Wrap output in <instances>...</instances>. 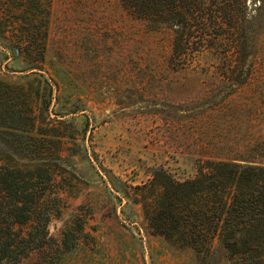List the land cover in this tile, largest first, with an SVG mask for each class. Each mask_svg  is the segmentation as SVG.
<instances>
[{
  "label": "rangeland",
  "instance_id": "1",
  "mask_svg": "<svg viewBox=\"0 0 264 264\" xmlns=\"http://www.w3.org/2000/svg\"><path fill=\"white\" fill-rule=\"evenodd\" d=\"M256 30L248 79L233 84L216 54L171 68L172 31L116 0H54L45 67L59 87L47 117L79 144L65 147L76 168L50 232L61 242L82 216L92 236L67 264H201L153 233L137 186L157 167L191 176L198 158L264 165V21ZM9 54L0 46V74L16 80L25 63Z\"/></svg>",
  "mask_w": 264,
  "mask_h": 264
},
{
  "label": "trees",
  "instance_id": "2",
  "mask_svg": "<svg viewBox=\"0 0 264 264\" xmlns=\"http://www.w3.org/2000/svg\"><path fill=\"white\" fill-rule=\"evenodd\" d=\"M116 1L132 18L172 31L171 68L216 54L233 84L247 81L264 0ZM53 2L0 0V46L25 63L19 79L0 74V264H67L92 237L82 216L81 228L64 231L61 242L50 232L76 168L65 147L79 144L47 117L59 87L45 67ZM137 188L153 233L192 250L201 264H264V165L198 158L191 176L157 167Z\"/></svg>",
  "mask_w": 264,
  "mask_h": 264
}]
</instances>
